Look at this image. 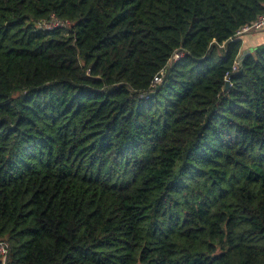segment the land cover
<instances>
[{"label": "trees", "instance_id": "obj_1", "mask_svg": "<svg viewBox=\"0 0 264 264\" xmlns=\"http://www.w3.org/2000/svg\"><path fill=\"white\" fill-rule=\"evenodd\" d=\"M263 16L0 0V264H264Z\"/></svg>", "mask_w": 264, "mask_h": 264}, {"label": "built area", "instance_id": "obj_2", "mask_svg": "<svg viewBox=\"0 0 264 264\" xmlns=\"http://www.w3.org/2000/svg\"><path fill=\"white\" fill-rule=\"evenodd\" d=\"M69 24V22H67ZM65 24H62L60 22H51V23H43V24H40L39 25V28L42 30V31H46V30H53L57 27H62L64 26ZM264 29V16L259 18L257 21H255L254 23L250 24V25H247L245 26L244 28H242L240 31H238V33L236 34L237 37L241 38L243 37L244 35H248V34H252V33H256V32H259L261 30ZM247 55V54H242L238 59L237 61L234 63V66H233V72L234 71H237L244 59V56ZM181 57V54H178L176 55V59H179ZM165 74V71H163L161 73L160 76H157L154 81H153V88H156V86L160 85L162 83V78ZM226 82H229L230 85H231V82H230V75L227 76L226 78ZM231 87V86H230ZM149 95H147L145 98H148ZM6 246L4 244H0V253L2 255H6Z\"/></svg>", "mask_w": 264, "mask_h": 264}, {"label": "crops", "instance_id": "obj_3", "mask_svg": "<svg viewBox=\"0 0 264 264\" xmlns=\"http://www.w3.org/2000/svg\"><path fill=\"white\" fill-rule=\"evenodd\" d=\"M264 43V30L256 32L243 37V52L251 53V50L257 48L260 44Z\"/></svg>", "mask_w": 264, "mask_h": 264}, {"label": "water", "instance_id": "obj_4", "mask_svg": "<svg viewBox=\"0 0 264 264\" xmlns=\"http://www.w3.org/2000/svg\"><path fill=\"white\" fill-rule=\"evenodd\" d=\"M230 83L229 82H226L225 83V88H224V91H228L229 90V88H230Z\"/></svg>", "mask_w": 264, "mask_h": 264}, {"label": "rangeland", "instance_id": "obj_5", "mask_svg": "<svg viewBox=\"0 0 264 264\" xmlns=\"http://www.w3.org/2000/svg\"><path fill=\"white\" fill-rule=\"evenodd\" d=\"M253 50H251V52H252ZM243 54H247V52L245 53V52H243Z\"/></svg>", "mask_w": 264, "mask_h": 264}]
</instances>
